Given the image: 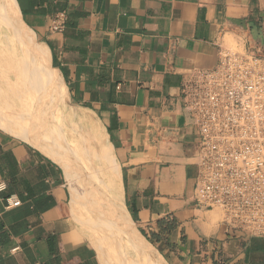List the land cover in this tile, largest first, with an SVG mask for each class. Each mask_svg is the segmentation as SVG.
Returning <instances> with one entry per match:
<instances>
[{"label":"crops","instance_id":"0c3cea01","mask_svg":"<svg viewBox=\"0 0 264 264\" xmlns=\"http://www.w3.org/2000/svg\"><path fill=\"white\" fill-rule=\"evenodd\" d=\"M10 1L67 96L54 104L58 85L48 74L42 101L37 90L9 96L32 98L22 100L29 109L64 104L69 129L91 132L88 155L106 163L111 148L126 209L118 212L131 228L169 264H264V237L226 233L219 212L196 206L199 135L182 99L184 82L215 66L232 40L244 50L239 22L258 24L262 1ZM61 10L66 27L51 31ZM75 115L90 116L99 130ZM75 201L60 162L0 127V264H105L104 242Z\"/></svg>","mask_w":264,"mask_h":264},{"label":"built area","instance_id":"2783aa9c","mask_svg":"<svg viewBox=\"0 0 264 264\" xmlns=\"http://www.w3.org/2000/svg\"><path fill=\"white\" fill-rule=\"evenodd\" d=\"M66 23L61 10L49 28ZM182 99L199 135L196 206L218 209L226 233L264 237V46L249 32L244 50H223L215 66L194 71Z\"/></svg>","mask_w":264,"mask_h":264},{"label":"rangeland","instance_id":"374dc122","mask_svg":"<svg viewBox=\"0 0 264 264\" xmlns=\"http://www.w3.org/2000/svg\"><path fill=\"white\" fill-rule=\"evenodd\" d=\"M261 1L263 3V8L258 10L260 11L261 15H255V18H257L256 21L258 23L264 20V0ZM8 2L11 3L10 0H0V109H4V106H6L7 109H15L16 105L17 108L20 109L24 108L25 106L22 100H24L25 102L26 100L32 101V98L28 97H24L23 99H21L20 97L16 98L9 96L15 91H19L21 89L26 93H31V91L37 90L40 95L39 100L42 101L45 98L42 97V95H44L43 91L47 88L46 86L48 84L45 81V76L47 77V74L49 80L55 82L59 87H55L56 96L51 99L54 101L55 105L61 104L63 102L61 98H65L67 94L65 93L62 85L59 83L57 78H54L56 77V73L52 70V68L49 65L43 66L41 64V58L38 55L34 54L31 51L30 45L23 40L22 34L24 32V29L22 30V28L16 27L13 23L11 24L10 21H12L13 19V15L10 13L12 10V6ZM243 35L246 39L249 38L248 31L243 32ZM35 41H37V39H35ZM229 48L232 51H242V48L238 46L237 42L234 40H232ZM60 90H63V94L60 93ZM58 94L61 98H59ZM34 100L36 99L34 98ZM89 133L91 132L86 129H76L75 131H71L69 129L70 136H67L68 140L65 144H62L61 147L64 150L63 152L66 154L67 164L71 170V173L73 174L74 178L77 179L76 182L78 184H76L75 192L76 202L78 203V205L83 208L85 205L84 209L86 210L87 207L86 211H88L89 205H86L91 201L88 198L89 196H93L95 198V202H98V204L100 203L101 205H99V209L101 208L100 210L97 207V211L102 212H98L99 214L96 212L98 214V219L93 218L92 220H90L87 217V221L91 226H93L94 233H97L101 236L104 242L105 251L110 255H108L107 258H104V263L157 264V261L162 259V257L156 247L153 244H149L148 242L143 240L144 238L142 235H138L139 233L134 229L135 226L122 217V215L118 212V207H115L112 201L109 200L107 196H104L103 193H97V181L94 180L92 175L87 174L85 167L82 166L80 158L85 157L86 155L84 154H86V152L88 153L90 149L91 151L95 149V146L91 145L88 141ZM71 137L74 139H72ZM81 151H85V153ZM105 167L106 169L102 178V186L104 187H102V192L106 193L109 191L108 189L110 179L109 170L107 169V166ZM86 177L89 178L85 180ZM105 188L107 189L106 191H104ZM90 193H93V195H90ZM110 201L111 203H109ZM102 202L105 203V205H102ZM84 209L83 211L85 212ZM89 210H91L92 213L95 214L92 209ZM215 210L220 213L218 209ZM101 214H104V216H106L107 214L109 215V217L108 215L106 217L108 219L104 220L106 221V223L99 222V217L101 216ZM101 225L104 226L101 227ZM130 231L135 232L131 233ZM128 232L132 237L136 236L135 239L129 237ZM124 235L126 236V238ZM146 247L151 250L157 251V261L150 255H148L145 250Z\"/></svg>","mask_w":264,"mask_h":264},{"label":"bare ground","instance_id":"6f19581e","mask_svg":"<svg viewBox=\"0 0 264 264\" xmlns=\"http://www.w3.org/2000/svg\"><path fill=\"white\" fill-rule=\"evenodd\" d=\"M8 3H10V2H8ZM11 6H12V4H11ZM10 13L13 15L12 21L9 20L11 22V24L13 23L16 27L22 28V30L24 29L23 30L24 32L22 34L23 40L27 44L30 45L31 51L41 58L42 63L44 65H47L50 62V56L47 52V49L41 43L35 41L34 33L18 17V15L15 11V8L13 6H12V10ZM60 93L63 94V90H60ZM26 102H27V100H26ZM66 103H67V101H66ZM4 107H5L4 109H0V127L3 128L4 130L8 131L9 133H12L13 135L19 137L20 139L30 143L31 145L35 146L36 148H38L40 151H42L43 153H45L46 155H48L49 157H51L55 161L60 162L61 166H64L66 177L70 183V188L72 190L73 198H75L76 184L72 180L73 175L71 173L69 166L67 165V163L65 161L66 159H65V154L63 152L64 150L61 147L62 144H65L66 141L68 140L67 136L69 135V127L71 125L69 117L73 116V115H71L70 109H66V106L64 107V104H63V107H61L64 109H57V110L56 109H37V108L36 109H33V108L29 109L26 106H24V108H20V109H7L6 106H4ZM74 117H76L75 120L78 123L86 122V123H89L90 125L94 126L95 129L99 130V128H100V125L97 124L94 121V119L91 118L90 116L75 115ZM95 120H97V119L95 118ZM86 126H87V124H86ZM82 127H83V123H82ZM72 139H74V138H72ZM93 143H95V142H93ZM84 144H85V142H84ZM99 145H100V143H99ZM99 149H101V148H99ZM110 149L106 150V153H105V162L106 163L99 160L97 158L96 154L88 155L87 152H86V154H84L86 156L81 157L80 159H81L82 166L85 167L86 173L89 175H92L94 180L99 182V185H97V188H98L97 193L98 194H102L101 190L104 188L101 185L103 180H101V178H100V174H101L100 172H102V169H101L102 164H103V167L104 166L109 167V174H110L109 178L111 180L110 184H109V189H108L109 191L106 193L103 192V195L107 196L109 198V200H111L112 203L115 205V207H118L119 205H121L122 206L121 212L126 213L125 206L123 205V202H121L123 194H122V189H121V184H120V177L118 174L117 165L115 164L113 153ZM73 150H75V149H73ZM76 150H78V149H76ZM81 152L85 153V151H81ZM95 161H97L98 165H95L93 163ZM103 170H105V169H103ZM88 178L89 177H86L85 180H87ZM105 181H106V179H105ZM87 182H89V181H87ZM85 188H86V186H85ZM106 190L107 189L105 188L104 191H106ZM90 195H93V193H90ZM88 198L91 201H90V203H88L86 205V206L89 205L88 211H86L87 210V207H86V210L84 209L85 210L84 213H86L87 217L90 220H92L93 218L98 219L97 218L98 214L102 213L101 211L100 212L97 211V207L99 209L100 203L98 204V202H95V198L93 196H89ZM111 201L109 203H111ZM103 204L105 205V203L102 202V205ZM84 208H85V205H84ZM89 209H92L95 212V214H93L92 211ZM96 212L97 213L99 212V213L97 214ZM107 215L104 216V214L103 215L101 214V216L99 217L100 218L99 222L100 223H106V221H104V220L108 219V218H106ZM108 217H109V215H108ZM130 232L133 233L135 231H130ZM138 235H140V234H138ZM145 250L148 253V255H150L151 257H153L157 261V259H158L157 258V254H158L157 251L151 250L148 247H146ZM157 262H158L157 264H169L163 257H162V259L158 260Z\"/></svg>","mask_w":264,"mask_h":264},{"label":"water","instance_id":"95a60500","mask_svg":"<svg viewBox=\"0 0 264 264\" xmlns=\"http://www.w3.org/2000/svg\"><path fill=\"white\" fill-rule=\"evenodd\" d=\"M239 24L241 25L242 31H249L252 39L256 43H259L264 46V20H262L258 24L244 20L239 22Z\"/></svg>","mask_w":264,"mask_h":264}]
</instances>
